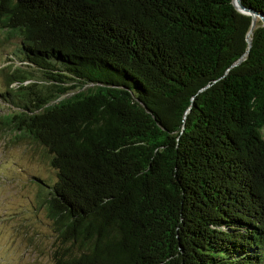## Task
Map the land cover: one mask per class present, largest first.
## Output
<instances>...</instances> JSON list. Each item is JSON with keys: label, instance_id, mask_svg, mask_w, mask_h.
I'll return each mask as SVG.
<instances>
[{"label": "trees", "instance_id": "16d2710c", "mask_svg": "<svg viewBox=\"0 0 264 264\" xmlns=\"http://www.w3.org/2000/svg\"><path fill=\"white\" fill-rule=\"evenodd\" d=\"M239 3L264 17V0ZM250 24L233 0H0V48L15 43L0 130L53 172L31 177L51 264H264Z\"/></svg>", "mask_w": 264, "mask_h": 264}, {"label": "rangeland", "instance_id": "374dc122", "mask_svg": "<svg viewBox=\"0 0 264 264\" xmlns=\"http://www.w3.org/2000/svg\"><path fill=\"white\" fill-rule=\"evenodd\" d=\"M14 41L0 48V89L5 85L3 74L9 71ZM3 66V67H1ZM20 69H22L20 67ZM37 78V71L23 67ZM4 108L0 106V115ZM3 131V130H2ZM0 130V264H51L52 226L38 206L43 189L33 175L53 178L48 160L40 147L28 140L9 142Z\"/></svg>", "mask_w": 264, "mask_h": 264}, {"label": "water", "instance_id": "95a60500", "mask_svg": "<svg viewBox=\"0 0 264 264\" xmlns=\"http://www.w3.org/2000/svg\"><path fill=\"white\" fill-rule=\"evenodd\" d=\"M233 5L235 6V8H236L239 12H241V13H243V14H247V15H249L250 18H251V24H250V28H249V30H248V32H247V35L250 33V30H251V28H252L253 25H254V22H255V18H256V17L259 18V19L261 20L262 25L264 26V17H263L262 14H259V13H257L256 11H254V10H252V9H250V8L243 7V6L239 3V0H233ZM247 35H246V36H247ZM246 41H247V45L249 46V38H246Z\"/></svg>", "mask_w": 264, "mask_h": 264}]
</instances>
